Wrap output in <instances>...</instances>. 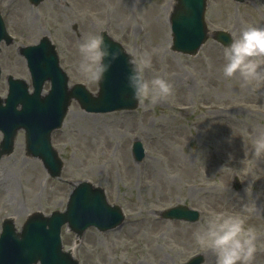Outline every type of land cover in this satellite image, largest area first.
<instances>
[{"label":"rangeland","instance_id":"374dc122","mask_svg":"<svg viewBox=\"0 0 264 264\" xmlns=\"http://www.w3.org/2000/svg\"><path fill=\"white\" fill-rule=\"evenodd\" d=\"M175 0H0V13L13 36L0 45V97L6 77L30 83L18 49L48 36L59 64L75 83L96 95L97 83L74 70L78 43L106 31L125 52L149 51L146 77L166 75L174 92L166 99L139 101L135 111L93 114L71 102L51 144L63 161L59 178H50L41 162L25 155L19 131L13 153L0 159V230L11 218L17 231L33 212H63L78 182L105 190L107 202L125 214L121 228L100 234L88 229L73 255L79 264H215L214 253L196 244L194 232L219 214H238L256 234L251 264H264V154L252 155L255 138L264 133V82H246L222 73L224 47L209 38L196 56L171 50L169 16ZM209 33L234 38L247 25L264 27V4L251 0H207ZM45 85V91L48 89ZM1 140V134H0ZM139 140L145 157L133 160ZM175 205L200 212L189 224L166 221L157 213ZM64 249L73 248L74 234L61 229Z\"/></svg>","mask_w":264,"mask_h":264},{"label":"water","instance_id":"95a60500","mask_svg":"<svg viewBox=\"0 0 264 264\" xmlns=\"http://www.w3.org/2000/svg\"><path fill=\"white\" fill-rule=\"evenodd\" d=\"M31 1L37 4L40 0ZM234 1L243 3L246 0ZM204 12L205 0H176L170 17L172 51L187 56L197 54L209 37ZM101 35L111 49L120 51V56L111 62L104 79L97 83L96 96L81 85L68 91L67 77L59 69L54 47L47 38L37 46L22 50L31 74L33 93H28L24 81L8 78L9 93L4 100L0 99V131L3 134L0 158L12 153L16 132L23 129L26 155L39 158L52 178L59 177L62 162L51 148L49 137L52 130L61 126L71 99L89 113L134 110L137 107L139 101L132 99L127 84L128 55L119 44L104 33ZM6 37L0 19V41L8 44ZM211 37L224 47L232 42V37L223 31H215ZM46 80L51 82V89L42 97L40 92ZM17 106H20L19 110ZM131 152L136 162L144 157L139 141H134ZM160 217L194 223L199 213L178 205L161 212ZM122 221L120 209L106 203L100 188L82 182L74 188L63 213L53 212L47 217L39 212L33 213L26 218L19 233L15 231L13 221L5 219L0 233V264H78L70 251L61 249L59 235L63 225L79 237L88 227L109 231L119 227ZM201 260L202 257L197 256L187 264H200Z\"/></svg>","mask_w":264,"mask_h":264},{"label":"clouds","instance_id":"9594fccd","mask_svg":"<svg viewBox=\"0 0 264 264\" xmlns=\"http://www.w3.org/2000/svg\"><path fill=\"white\" fill-rule=\"evenodd\" d=\"M264 4V0H259ZM78 59L74 70L89 82L99 83L104 79L111 62L120 56L119 50L111 49L100 33L89 34L77 45ZM129 73L127 84L132 99L152 102L166 99L174 92L173 84L166 75L146 77L151 69L152 55L149 51L139 54L128 53ZM222 73L225 77L238 75L246 82H264V27L244 26L238 36L225 46ZM264 154V133L253 143L252 155ZM197 245L210 249L215 264H251L256 251V234L245 227L244 219L238 214H219L202 224L193 234ZM76 245L73 244V249Z\"/></svg>","mask_w":264,"mask_h":264}]
</instances>
